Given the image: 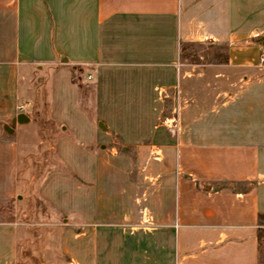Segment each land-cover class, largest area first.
<instances>
[{"label": "crops", "instance_id": "crops-1", "mask_svg": "<svg viewBox=\"0 0 264 264\" xmlns=\"http://www.w3.org/2000/svg\"><path fill=\"white\" fill-rule=\"evenodd\" d=\"M209 46L226 51L212 79L226 87L173 137L164 121L193 78L187 47ZM262 53L264 0H0V122L24 113V72L52 73L40 106L26 95L30 122L8 137L0 126V203L18 196L20 155L32 158L15 134L45 123L61 149L71 140L54 133L68 127L100 148L89 189L54 206L71 215L55 224L69 264H264ZM68 66L87 73L80 88ZM31 208L0 219V264L48 259L34 257Z\"/></svg>", "mask_w": 264, "mask_h": 264}, {"label": "rangeland", "instance_id": "rangeland-1", "mask_svg": "<svg viewBox=\"0 0 264 264\" xmlns=\"http://www.w3.org/2000/svg\"><path fill=\"white\" fill-rule=\"evenodd\" d=\"M208 48L209 50L204 51L200 47H187L188 53L184 61L188 64L187 69L192 71L193 78L186 84V95L181 96V119L185 114L184 112L189 109L200 111L202 106L206 107L208 105L210 109H214L215 111L217 92L226 87V85L217 84L216 80H212L219 71L216 64L226 61V51L223 46L219 48L209 46ZM66 69L71 72L72 78L79 88L82 86V83H86L87 73L81 75L78 68L74 69L69 66ZM23 74L21 80V95L25 108L24 113L30 115V105L26 101L27 93L31 88L30 92L33 98H38L34 102L36 101L40 106L42 102L40 95L44 89L42 84L45 80L51 78L52 73L47 69H34L31 76L26 75V72ZM206 80L210 82L208 85H206ZM204 81L205 83H203ZM44 124L38 122V127H30L27 130L26 128H22L14 136L20 143V149L31 152L32 158L25 159V161L23 159L24 154L20 155L21 186L18 191V196L11 202L0 203V219L4 221L12 220L14 209L20 208V206L26 208L31 204V209L33 210L30 212L31 219L28 220L29 222H26L29 225L33 224L32 227H34V257L41 258L44 253H47L48 259L44 260L43 258V264H69L70 261L61 254L58 243H56L58 242V238H61L62 235L60 233L62 231L57 235L55 224H63L66 218L71 219V215L63 214L62 211L57 213V207L58 209H60L59 207L65 208L66 206L70 208L73 195L76 193L75 191L89 189L90 180L88 177L83 176L82 172L88 173L93 167L91 160L87 159L88 152H99L100 148L99 146H95L91 149L88 141L85 139H77L74 132H69L72 129L67 127L65 131L58 128L54 133L58 137H69L71 140L70 145H65L60 149L57 146V139L54 140L51 137L50 128L45 127ZM34 125L35 123L31 124V126ZM210 129L214 130L216 127H210ZM181 130H183L182 127ZM0 131H2L1 127ZM190 133L198 139L201 136L205 137L207 135V132H202L201 127L194 128ZM217 134L218 132L216 131H210L208 133L210 135L209 137L213 138H216ZM4 136L8 137L6 133ZM49 140H51V144L48 143ZM41 141H45V143L41 144ZM113 147L119 148L116 140L106 148L111 149ZM59 156L66 157V162L59 159ZM53 159H58V162H50ZM46 161L48 162L46 163ZM30 177H33V180ZM47 192H50L51 196L48 197ZM20 213L19 215H22ZM44 223L49 224L44 225ZM35 227L38 230H35ZM262 236L264 237V233H262ZM48 240L50 242L53 241V243L47 244ZM23 250V247L19 249L20 252H23ZM40 260H33V264H39ZM21 261V264H24L23 262L25 260L22 259Z\"/></svg>", "mask_w": 264, "mask_h": 264}, {"label": "built area", "instance_id": "built-area-1", "mask_svg": "<svg viewBox=\"0 0 264 264\" xmlns=\"http://www.w3.org/2000/svg\"><path fill=\"white\" fill-rule=\"evenodd\" d=\"M260 63L264 64V53L261 54ZM91 78L92 77L89 76V79ZM20 110H23V107H21ZM164 123L170 135H172L173 137H178L179 134L181 133V111L180 109L176 110L172 117L166 118Z\"/></svg>", "mask_w": 264, "mask_h": 264}, {"label": "water", "instance_id": "water-1", "mask_svg": "<svg viewBox=\"0 0 264 264\" xmlns=\"http://www.w3.org/2000/svg\"><path fill=\"white\" fill-rule=\"evenodd\" d=\"M30 119L25 113L18 114L15 118L12 119L10 123L8 122H0V126L2 127L4 133L8 135H12L15 132V129L18 125H23L29 123Z\"/></svg>", "mask_w": 264, "mask_h": 264}]
</instances>
